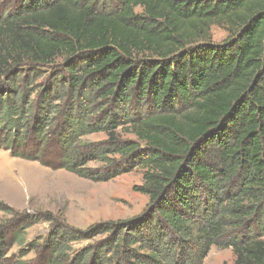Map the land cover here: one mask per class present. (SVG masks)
<instances>
[{
    "label": "trees",
    "instance_id": "16d2710c",
    "mask_svg": "<svg viewBox=\"0 0 264 264\" xmlns=\"http://www.w3.org/2000/svg\"><path fill=\"white\" fill-rule=\"evenodd\" d=\"M2 149L96 182L142 168L149 202L86 228L16 216L0 264L42 220L31 264H264V0L0 1Z\"/></svg>",
    "mask_w": 264,
    "mask_h": 264
},
{
    "label": "rangeland",
    "instance_id": "374dc122",
    "mask_svg": "<svg viewBox=\"0 0 264 264\" xmlns=\"http://www.w3.org/2000/svg\"><path fill=\"white\" fill-rule=\"evenodd\" d=\"M228 35L225 27L214 25L211 28L214 42L220 43ZM86 138L101 140L105 135L92 134ZM143 174L144 170L138 168L108 182H96L64 169H52L39 162L15 157L2 149L0 201L17 215L0 210V226L16 216L36 212H49L76 228H86L100 220L130 218L142 212L149 202V196L137 189L143 184ZM11 225L12 222L6 229ZM50 229L51 223L43 220L28 227L23 246L16 244L8 253L12 259L10 264H31L37 253L27 247L28 244L42 242ZM82 244L85 242L75 243L74 247L77 249ZM235 258L232 248L212 246L205 264H232Z\"/></svg>",
    "mask_w": 264,
    "mask_h": 264
}]
</instances>
